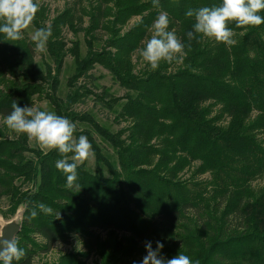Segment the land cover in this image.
<instances>
[{
	"label": "trees",
	"instance_id": "16d2710c",
	"mask_svg": "<svg viewBox=\"0 0 264 264\" xmlns=\"http://www.w3.org/2000/svg\"><path fill=\"white\" fill-rule=\"evenodd\" d=\"M79 1L50 20L52 36L45 45L50 64L44 70L35 65L32 40L7 41L0 34V119L13 102L31 107L34 96L44 94L56 114L86 124L74 136H87L95 161L92 171L86 162L78 166L80 191L67 189L66 176L56 168L64 158L58 150L31 148L25 135L0 124V201L8 203L0 213L7 218L24 206L16 238L26 255L14 264H32L37 254L75 236L85 250L64 254L57 264H86L79 259L92 252L99 264H142L146 242L153 250L162 243L159 255L165 260L183 253L199 264H264V24L230 25L237 43L228 47L187 38L194 17L185 13L221 0H159V7L152 0ZM41 2L32 24L38 29L49 20ZM162 12L169 30L185 44L186 56L180 63L161 62L156 71L144 62L134 73L132 56ZM85 17L88 24L81 28ZM134 17L138 20L127 27ZM64 29L84 32V58L77 42L66 48ZM100 33L103 49L96 52ZM67 54L78 69L74 80L97 63L129 92L105 102L111 108L124 100L118 112L124 127L112 132L91 114L71 111L79 88L64 101L55 98ZM87 94L92 92L84 89L81 96ZM93 132L114 158L102 152ZM257 178L261 187L252 186ZM22 184L33 190H23ZM39 203L53 214L37 209L29 220ZM97 230L107 232L106 241Z\"/></svg>",
	"mask_w": 264,
	"mask_h": 264
},
{
	"label": "clouds",
	"instance_id": "9594fccd",
	"mask_svg": "<svg viewBox=\"0 0 264 264\" xmlns=\"http://www.w3.org/2000/svg\"><path fill=\"white\" fill-rule=\"evenodd\" d=\"M152 3L154 7H159V0H152ZM39 7V0H0V34L7 41L21 40L24 32L33 24ZM261 12H264V0H221L217 5L189 9L185 15L194 17V24L193 30L187 32V38L191 42L200 36L232 47L237 41L233 38L235 32L230 25L242 29L259 27L264 24ZM169 23L167 13H160L152 24L151 37L138 50L140 57L152 71L158 70L161 62L180 63L186 56L185 44L174 31L169 30ZM51 36V27H44L37 29L32 39L37 49L43 50ZM188 47H191L190 43ZM11 107L12 111L4 119L6 126L17 135H25L29 141H34L42 151L58 150L64 158L56 161V168L66 176L65 188L79 192L81 186L77 182V168L94 155L87 136L80 135L76 138V125L55 112L32 106L22 108L16 102ZM37 209L45 215L53 214L51 207L39 203L31 209L29 220L37 217ZM55 215L56 218L60 217L59 212ZM162 248L163 244L157 242V247L153 250L151 242H146L147 255L142 264H199V261L193 262L183 253L165 260L159 255ZM25 255L26 252L19 246L15 235L7 239L4 232L0 231L2 264H14Z\"/></svg>",
	"mask_w": 264,
	"mask_h": 264
},
{
	"label": "rangeland",
	"instance_id": "374dc122",
	"mask_svg": "<svg viewBox=\"0 0 264 264\" xmlns=\"http://www.w3.org/2000/svg\"><path fill=\"white\" fill-rule=\"evenodd\" d=\"M41 4H43L47 10H48V19L46 24H42L44 27H47L50 23V20H52L57 14H59L66 6H73L74 4L76 6L80 5L79 0H42ZM138 20V17L132 18L128 26H131ZM87 18H84V22L81 25L85 27L87 25ZM80 28V25H78ZM126 27V28H127ZM38 28L31 25L29 29H27L23 36L32 40V35ZM63 32V38L66 41V48H70L72 46V42L78 43V51L80 53V57L84 58V56L87 53L86 49V38L84 36L83 31L77 32L76 35H73L70 31L67 29H64ZM152 34V31H151ZM150 34V37H151ZM105 37L100 33L97 35L96 40L94 41V50L96 52H99L103 49V41ZM147 41V40H146ZM34 42V41H33ZM132 60L134 63V73L139 72L144 67V61L142 57L139 55V51H137L133 56ZM34 62L37 67V69L44 70L45 64H50V59L46 52V46L43 50L37 49L36 43L34 42ZM76 64L74 62L73 56L71 54H67L64 59V64L61 69L60 75H59V84L55 92V98H57L59 101L66 100V97L76 91L77 89L79 92V98L77 99V102L71 106V111L75 113H88L93 116V118L102 126L106 127L112 132H115L119 130L121 127H124L126 125V122L122 121L119 116L118 112H120V107L124 103V100L120 99L117 103H113L111 105V108L106 104L107 102H110V100L114 98H123V96H126L129 92L119 85V83L114 79V77L111 75V73L103 68L100 64H93V67L90 68L87 73H85L82 77L78 78L77 80H74V75L77 73ZM70 83H73V86H70ZM89 90L92 92V94H87L85 96H81L83 94V90ZM48 92V89L44 92ZM82 93V94H81ZM101 99H104L102 101ZM106 102V103H105ZM34 108H37L39 110L44 111H52L55 112V109L49 99H47L44 94H39L34 96ZM0 124H4V120L0 119ZM76 125V128L78 130L85 129L86 124L76 122L74 123ZM93 136L96 140V142L99 144L100 148L102 149V152L106 155H108L111 159L114 158L113 151L111 147L104 142L100 136L97 133L93 132ZM28 145L31 148H38L40 149L34 141H28ZM41 150V149H40ZM45 153V151H42ZM27 157H32V154L26 153ZM95 167V161H94V155L86 161V168L89 170H94ZM189 173H184L183 177L188 178ZM204 176H207L206 174ZM19 184V183H17ZM263 185L262 178H257L252 182V186L254 187H261ZM22 189H32L33 186L29 184H22ZM8 206L7 200L3 198L0 201V212L5 211ZM24 206L18 207L17 211L14 215L9 216L7 218H4L0 213V231L1 229L6 225V223L13 221L16 224H20L22 213H23ZM98 237L101 241L107 240V232L106 231H100L97 230ZM85 250V247L83 245L81 237L75 236L71 239L70 243H55L51 250L47 253H39L35 256L33 259L32 264H57L60 261V258L62 255L67 253H80ZM80 258V257H79ZM80 261L85 260L84 262L86 264H99L100 258L97 254L91 253L87 257H81L79 259Z\"/></svg>",
	"mask_w": 264,
	"mask_h": 264
},
{
	"label": "water",
	"instance_id": "95a60500",
	"mask_svg": "<svg viewBox=\"0 0 264 264\" xmlns=\"http://www.w3.org/2000/svg\"><path fill=\"white\" fill-rule=\"evenodd\" d=\"M20 229H21L20 224H16L13 221H10L6 223V225L1 229V231L4 232L5 238L11 239L13 235H15V237L18 235Z\"/></svg>",
	"mask_w": 264,
	"mask_h": 264
}]
</instances>
